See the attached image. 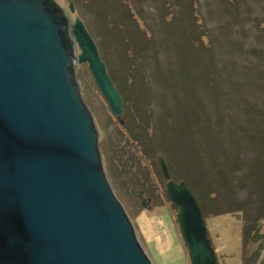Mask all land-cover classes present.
<instances>
[{
    "label": "water",
    "instance_id": "95a60500",
    "mask_svg": "<svg viewBox=\"0 0 264 264\" xmlns=\"http://www.w3.org/2000/svg\"><path fill=\"white\" fill-rule=\"evenodd\" d=\"M78 63L118 116L80 19L70 24L54 0H0V264H151L106 179ZM157 167L189 264H217L195 196L161 156Z\"/></svg>",
    "mask_w": 264,
    "mask_h": 264
},
{
    "label": "rangeland",
    "instance_id": "374dc122",
    "mask_svg": "<svg viewBox=\"0 0 264 264\" xmlns=\"http://www.w3.org/2000/svg\"><path fill=\"white\" fill-rule=\"evenodd\" d=\"M54 1L70 24H73L75 19L83 22L121 102L127 101L122 103L120 114L113 116L97 89L87 64H76L74 76L80 96L98 131V151L108 184L130 219L135 236L151 264H189L188 254L184 251L175 228L177 208L166 198L165 180L157 167V158H164L172 180L187 183L186 186L200 205V199L205 195V187L200 183V101L206 103L209 98L202 92L206 87L203 77L193 72L194 69L197 73L200 71V60L199 66L196 65L193 69L194 57L182 53L179 54L182 58H177L175 69L183 73L189 71L190 79L185 92L190 93L191 98L186 97L187 107L188 112L193 115L186 116L188 120L184 122V131L168 115L151 116L153 111L149 103L152 107L156 102L157 111V94L166 96L175 89L174 86L162 88L152 84L157 74L152 69L154 65L157 66L156 69L165 67L170 55L169 66L174 68L176 59L174 60L172 53L174 48L181 50L183 40L192 42L197 49L195 52L199 55L200 51L210 53L207 56L214 60L217 69H221L223 66L216 59H221L223 49L228 44L225 39H220L218 45L215 30L219 28V24L225 22L231 26V30L223 31L226 32V39H233L235 30L238 27L242 30V26L245 29L240 35L246 38L248 32H257L255 27L263 23L264 6L257 0H233L239 8L244 5L248 7L237 13L225 0H170L171 4H167L168 0H163V4L161 0ZM69 3L72 4L71 12L68 10ZM244 22L246 23L243 25ZM123 35L128 40L127 50L123 48ZM183 48L186 50L184 46ZM78 53L79 50L75 46V54ZM124 54L132 59L130 72L136 82L144 76L148 78L150 99L144 98L138 102L129 100L131 94L122 85ZM233 54L245 61L254 60V57L246 55L243 49L238 48ZM156 60L157 64L160 62L162 66L156 65ZM191 66L193 67L190 68ZM261 71L264 72V69ZM218 74L216 78L213 77V81L224 102L226 97L223 94H229L227 90L230 84L222 70ZM244 76L247 79L244 81V87H248L249 80L256 77L251 71L246 72ZM167 78L174 81L177 75L171 73ZM251 88L254 90V87ZM230 89L232 108L240 110L251 91L242 93L241 84L236 81ZM260 102H257L258 105ZM190 107L193 108L192 111ZM230 133L226 131L221 137L220 143L225 149V154L245 152V162L252 168V175H248L252 182L247 181L245 186L253 188L255 183L263 188L264 133L261 138H257L256 143L250 142L252 136H247L246 139L240 132L235 135ZM143 141H146L148 149L142 144ZM257 161H262L258 173L257 164L255 169L253 168L254 162ZM241 171L245 170L241 168ZM247 188L236 193L230 187L228 190L217 188L218 197L215 203L234 206L227 210V207L212 209L208 206L202 214L217 264H264V214L258 217L259 210L264 205L263 202L259 203L257 196L250 193L252 189ZM131 190L135 192L131 193ZM138 191H142L140 196H137ZM213 196L211 193L209 197ZM253 229L258 231L253 234Z\"/></svg>",
    "mask_w": 264,
    "mask_h": 264
},
{
    "label": "trees",
    "instance_id": "16d2710c",
    "mask_svg": "<svg viewBox=\"0 0 264 264\" xmlns=\"http://www.w3.org/2000/svg\"><path fill=\"white\" fill-rule=\"evenodd\" d=\"M161 2V4L164 3L163 0H161ZM225 2L230 7L233 6L235 12L237 13H240L241 10L245 8L248 9L247 5H244V7H242L243 9L241 7L239 8L238 6H236L233 0H225ZM257 2H261L264 6V0H257ZM168 3L171 4V1L168 0L167 4ZM247 21L248 23H250L249 20ZM245 23L246 22H244L243 25ZM260 24L261 23H259L257 27L254 26L257 32H250V34L248 32L246 38H242L240 35V33H242L244 31L243 29L245 28L242 26V30H240V27H238L234 32L233 39H226V32H223L224 30H231V26H229V24L225 22L224 24H219V28L215 30L217 31L216 40L218 42V45L220 39H225V42H227L228 44V46L223 49L221 59H216L217 62H220L222 64L223 67L221 69H217L214 60H211L210 56H207L210 55V53H207L206 51H200L199 55L198 52H195L197 50L196 46L192 42H189V40H183V42H181V50L178 48H174V51L172 53L174 60L176 59L174 68L169 66L171 63L170 55L168 64L164 65L165 67L156 69L157 66L154 65V69H152L155 71V73H157L153 78L154 82H152V84H157L158 86H162V88L174 86L175 89L174 92L167 93L166 96H168V98L162 93L157 94L159 107L157 111H155L156 102L152 107L151 103H149V107L153 111L151 116L168 115L172 118V120H175V123L179 124V126H181L182 130L184 131V122L186 123V121L188 120L186 116L193 115L188 112L187 107L188 101L186 97H189L190 93L187 94L185 92L190 77L188 70L184 71L183 73V71L175 69L177 68L176 66L178 64L177 58H182V56L179 55L182 53H186V55L188 54V56L194 57L195 65L194 67H190H193V69L196 68V65L197 67L199 66L200 60V71L198 70L199 72L197 73L194 69L193 72L195 74H200V76L203 77L202 79L205 81L206 87L202 89V92L207 95V98H209L206 103H202V101H200V183L205 187V195H202L199 205L202 214L208 206L212 209L227 207L225 208L226 210L234 206H231V204L220 205L219 203H215L217 200L216 197H218L217 188L219 189L220 187H223L228 190V188L230 187L232 191H235L236 193L238 190L240 191L247 188L245 186L247 185V181H251L249 180L248 175L250 176L252 168L249 167V164L245 162V152L226 155L225 149L221 147L220 142L223 133L226 131H230L231 133L233 132L232 135L240 132L242 136H245L246 139L247 136L249 138L252 136L250 142L254 141L255 143L257 142V138H261L264 133V72L261 71L262 69H264V14L261 27ZM122 38L123 48H126L127 50L128 40L124 35L122 36ZM183 46L186 48V50L183 48ZM238 48L239 50L243 49L246 55L253 56L254 60L248 59L245 61L244 59L242 60L234 56L233 52L235 53ZM226 50L228 51L226 52ZM167 53L169 56L168 51ZM124 55L122 57V64L124 65L122 85L125 89L128 90V93L131 94V98L129 100L138 102L139 100H143L144 98L146 100L150 99L151 94L148 91V88L150 87L148 78L144 76L143 79H140V81L136 82V78H133L132 73L130 72L131 67L133 66L132 59L131 57ZM136 62H138V60H136ZM157 62L158 60H156V65L162 66V63L160 64L159 62V64H157ZM224 63H226L227 65L225 66ZM189 64L191 65V62ZM220 70H222L224 75L227 77L230 88L236 81L237 84H241L242 93L243 91H251V95L249 96L248 100L244 102L245 104L242 105V108L240 110H234L232 108L233 102L230 98V94H232V91L230 88H228L227 90V93L229 94H223V96L226 97V100H224L223 102L222 96H220L218 92V88L215 87L213 77L215 76L216 78L217 75H219L218 73L220 72ZM249 71H251V74L256 77H253L249 80L248 87H244V81L247 80L244 75H246V72ZM171 73L177 75V78H174V81H170V78L166 79V77H168ZM206 78L208 80H206ZM149 79L151 80L152 78L149 77ZM251 87H254V90H252ZM189 98H191V96ZM258 101L260 102V105H258ZM125 102L127 101L124 100V103ZM131 106L132 108H134L132 102ZM190 109L191 111L193 110V108L191 107ZM131 120L135 121L133 120V118H131ZM172 125L176 126L175 124ZM248 126H250L249 129ZM160 133L161 132H159L158 134ZM158 134H156L155 137H157ZM151 137L153 138L154 135H152ZM142 144L145 145L146 149H148V147L146 146V141H143ZM254 163L255 164L253 168L255 169L257 164L256 172L258 173L262 165V161H257ZM262 167H264V165ZM241 168L245 171H241ZM253 186L255 188L249 187L252 190H250L249 188L247 189L252 191L250 193H253L259 198V203L263 202L264 205V187L262 188L261 186H259V184L256 185L255 183H253ZM211 193L214 194L213 197H209ZM263 214L264 207L259 210L258 217H261ZM252 231L254 234L258 231V229H253ZM256 235L258 236V234Z\"/></svg>",
    "mask_w": 264,
    "mask_h": 264
}]
</instances>
